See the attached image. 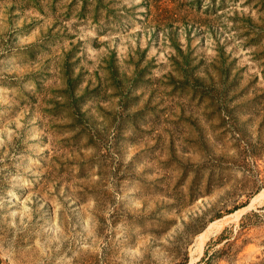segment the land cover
Here are the masks:
<instances>
[{
	"label": "rangeland",
	"instance_id": "1",
	"mask_svg": "<svg viewBox=\"0 0 264 264\" xmlns=\"http://www.w3.org/2000/svg\"><path fill=\"white\" fill-rule=\"evenodd\" d=\"M262 189L264 0H0L4 264H190ZM193 264H264V201Z\"/></svg>",
	"mask_w": 264,
	"mask_h": 264
},
{
	"label": "bare ground",
	"instance_id": "2",
	"mask_svg": "<svg viewBox=\"0 0 264 264\" xmlns=\"http://www.w3.org/2000/svg\"><path fill=\"white\" fill-rule=\"evenodd\" d=\"M264 201V189H262L256 196L252 199L251 204L247 208H242L232 214L226 215L222 219L215 220L211 222L207 228L197 236L196 245L194 253H197V256L191 260L190 264H193L196 260L200 258L203 253L204 246L209 238L215 233L221 231L227 225L231 223H236L242 216L251 208L255 207L256 204L262 203ZM2 259V258H1Z\"/></svg>",
	"mask_w": 264,
	"mask_h": 264
},
{
	"label": "water",
	"instance_id": "3",
	"mask_svg": "<svg viewBox=\"0 0 264 264\" xmlns=\"http://www.w3.org/2000/svg\"><path fill=\"white\" fill-rule=\"evenodd\" d=\"M0 264H4L3 260L1 259V256H0Z\"/></svg>",
	"mask_w": 264,
	"mask_h": 264
}]
</instances>
